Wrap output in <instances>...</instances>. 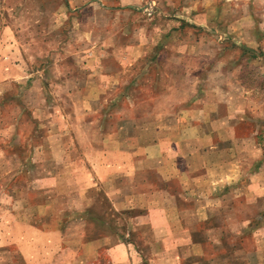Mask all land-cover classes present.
<instances>
[{
	"label": "rangeland",
	"instance_id": "1",
	"mask_svg": "<svg viewBox=\"0 0 264 264\" xmlns=\"http://www.w3.org/2000/svg\"><path fill=\"white\" fill-rule=\"evenodd\" d=\"M259 4L0 0V264H26L24 248L38 256L34 264L263 257L264 189L214 197L231 161L242 172L260 167L252 181L264 180V78L254 76L264 50L233 44L253 23L250 10L263 13ZM241 82L256 89L245 93ZM233 94L253 119L242 117L239 133L255 129L257 144L241 140L233 158L222 150L208 157L202 121ZM191 123L200 140L180 141ZM230 211L239 224L227 220ZM211 214L205 223L220 228V245L217 230L196 242Z\"/></svg>",
	"mask_w": 264,
	"mask_h": 264
},
{
	"label": "crops",
	"instance_id": "2",
	"mask_svg": "<svg viewBox=\"0 0 264 264\" xmlns=\"http://www.w3.org/2000/svg\"><path fill=\"white\" fill-rule=\"evenodd\" d=\"M246 1V0H245ZM258 2L261 3L259 4L260 6H262L263 8L258 9L261 13L260 15H256L254 10H250V15H251V19L253 21L252 24L247 23L248 26L243 25L245 30H249L250 34L247 33L248 35L245 36L244 31H242L240 33V30L237 29L238 33H234V45H238L239 41H237L236 39H241V41H243L249 48L250 51H252V49L257 48L260 50H264V0H248V6L252 5L253 3ZM258 17V18H257ZM234 24H240L239 23V19H234L233 21ZM236 26V25H235ZM242 28V29H243ZM236 40V41H235ZM237 43V44H236ZM240 46V45H238ZM258 57L257 54L255 55V58ZM261 60L260 61V67L258 68V70L256 69L255 72H257V74L254 75V73L252 72L251 75L257 76L258 78H264V55L261 57H259ZM236 66V65H234ZM243 80V79H242ZM242 83V82H241ZM242 91H244L245 93L247 92H253L252 88L256 89L255 86L252 85V87L250 86H244L242 83ZM260 90L264 89V81L263 83L259 86ZM256 92V91H255ZM232 99L231 100H227V99H220L218 102V106H221L223 109L222 113H218L217 115L215 114V116L213 117H209L206 119H203L202 123H206L207 124V129L206 132H203L202 134H200V138L202 139V142L206 143V146H208V148L206 149V151H208V153L206 152V155L208 157H213L211 154H209V152L211 153H220V151H224V152H231V151H237L239 146V142L241 140H249L250 138L255 140V143L257 144V137H256V130L255 129H251L248 130V133H250L248 135V137L250 138H242L240 135V124L242 123V117H245V121H251V123H253V119L250 118L249 116H245L243 113L245 112L246 106L244 104L241 103L242 97L243 96H236L235 94L231 95ZM254 113H256V110L254 111ZM264 113V112H263ZM264 115V114H263ZM254 118H257L256 115L254 116ZM195 124V122H193ZM193 123H191L190 127H187V129H189L188 131L190 132H186L188 135L187 137L185 135L181 136L180 141H186V142H198L199 139V134H195V132H200L198 131L199 128H197V124L193 125ZM251 123L246 122V124L250 125ZM192 131L194 133H192ZM247 133V134H248ZM186 137V138H185ZM181 143V142H180ZM178 143V144H180ZM263 154V153H262ZM184 157V159H186L187 157H191L192 155L188 152H184L183 154H179V157ZM227 157H231L233 158V154L231 152L230 155H228V153L226 154ZM264 159V157H263ZM188 166L186 165V167H184L183 169L187 168ZM144 169V168H142ZM261 171L260 167H255V166H251L250 165L245 168L244 172H242V166H240V164H238L235 161H231L227 164L224 165V168L222 171L219 172V176L223 177V182H221L222 184H220L221 186H223L225 188V190L223 191V193H221L220 195L218 194L216 197L217 199H220V197H226L225 194L226 192L229 190L230 192H233L236 188L241 187H246L247 190H252V189H264V180L263 182L260 180H257L255 182L252 181L253 176H255L257 173L259 174ZM240 175V176H239ZM174 176V175H173ZM239 177V178H238ZM247 178V182H243L242 179ZM166 178V177H165ZM215 183H219V182H215ZM240 187V188H241ZM245 193V192H244ZM237 194H234L233 197L229 198L232 200H234L235 198H238L236 196ZM214 197H209V198H214ZM179 203L177 200H174L172 204H177ZM233 203V202H232ZM237 212L234 211H230V213L227 214V220L230 221H234L237 222L236 224H239V222H241V218L239 216H237L236 214ZM213 215H209L208 217H204L202 222H204V230L200 231V236L202 237V239L197 240L196 242L203 244L205 240H208V235L213 231L217 230V241L216 243H218L219 245L222 242V231L219 230L220 228L218 226H215L214 224H212L211 226L206 225L205 222H209L211 221L210 219H212ZM250 216L249 217H245L243 220L245 222H248L250 220ZM215 228V229H214ZM214 229V230H213ZM154 230V229H153ZM241 230V227L236 228V230H231L234 231V241L236 240L237 237H239L240 235L238 234ZM258 230V229H256ZM255 231V230H254ZM264 231V229L262 230ZM261 232V230H260ZM255 235V234H253ZM212 236V235H211ZM213 241V240H212ZM213 243V242H212ZM242 246L234 243L231 251L236 255L233 256L234 259L239 260V255L241 254V252H239V249H241ZM257 248V247H254ZM56 249L62 250L61 246L56 245ZM32 251V250H31ZM31 251L28 248H24V250L22 251L23 253H26L29 257V260L25 259L26 264H34L35 261L38 260V256H35L34 254L31 253ZM29 253V254H28ZM37 253H39L37 251ZM62 253V252H61ZM44 260L41 259V264H43ZM246 262H251L252 264H264V255L262 258H258L257 255L252 252V254L248 257V260Z\"/></svg>",
	"mask_w": 264,
	"mask_h": 264
}]
</instances>
